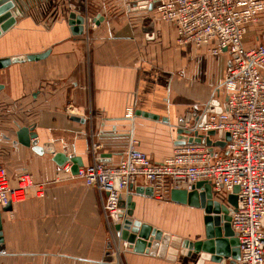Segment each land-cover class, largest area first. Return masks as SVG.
<instances>
[{"label": "crops", "instance_id": "1", "mask_svg": "<svg viewBox=\"0 0 264 264\" xmlns=\"http://www.w3.org/2000/svg\"><path fill=\"white\" fill-rule=\"evenodd\" d=\"M140 1L15 0L14 23L0 34V58L48 52L0 69V166L11 179L27 170L43 190L39 195L29 190L9 210L0 207V264H199L200 252L168 259L124 245L104 215L100 193L67 177L54 159L62 153L79 157L81 165L90 160L87 146L96 123L74 119L69 106L89 105L106 118L103 128L112 135L103 137L101 156L117 163L128 133L159 162L171 155L181 118L195 113L188 122L199 121L196 116L212 100L222 104L227 54L177 45L173 24L157 19L153 9L132 10ZM71 14L84 17L81 34L71 32ZM257 31L253 38L245 35V46L264 38V13ZM127 106L134 109L131 119L124 117ZM23 126L32 127L36 145L54 150L38 153L19 143L16 132ZM131 193L133 218L191 241L205 238L200 208L157 201L135 193V187L123 199ZM169 204L200 213L170 226Z\"/></svg>", "mask_w": 264, "mask_h": 264}, {"label": "built area", "instance_id": "2", "mask_svg": "<svg viewBox=\"0 0 264 264\" xmlns=\"http://www.w3.org/2000/svg\"><path fill=\"white\" fill-rule=\"evenodd\" d=\"M152 9L157 19L174 25L177 45H205L210 54H227L220 112H207L201 126L197 119L185 123L189 135L201 141L175 144L171 155L159 162L140 150L128 133L124 153L117 163H111L100 151L103 137L111 134L103 128L106 118L89 105L69 106V115L96 124L88 140L89 162L78 166L75 173L69 160L60 168L67 177L100 193L104 215L114 225L121 220L119 203L130 186L150 187L152 197L169 199L172 188L189 191L196 182L205 181L213 198L230 208L229 223L239 255L228 264H264V39L248 47L244 44L246 33L264 13V0H156ZM133 112L127 106L124 117L131 119ZM206 138L224 145H207ZM234 186H238L236 206L227 201ZM29 190L39 195L43 184L35 183L27 170L11 179L0 166V207L24 201Z\"/></svg>", "mask_w": 264, "mask_h": 264}, {"label": "water", "instance_id": "3", "mask_svg": "<svg viewBox=\"0 0 264 264\" xmlns=\"http://www.w3.org/2000/svg\"><path fill=\"white\" fill-rule=\"evenodd\" d=\"M152 0H142L136 5L132 6V10L138 8L152 9L154 2ZM15 6V0H0V34L8 29L14 23V17L11 15V10ZM84 23L81 15H70L69 24L71 26V32L73 34H81L83 31L82 24ZM264 39V38H263ZM48 51H44L38 54L12 56L6 58H0V69L8 66L11 63L23 62L27 60H37L46 56ZM211 105L214 107L212 108ZM214 111L220 112L218 101L212 100L210 105L204 110V113L198 121V126H201L205 122L206 113ZM142 115H152L150 113L141 112ZM195 113H187L184 118L178 121L177 138L175 143L182 144L185 142H200L199 137H191L190 129L184 127L185 123L190 120V117ZM76 120L83 121L82 118L77 116L73 117ZM209 134H214V131H209ZM17 141L25 146H31L35 152L42 153L44 150L53 151L54 149H43L41 146L36 145L33 139L36 137L32 127H19L17 132ZM228 138V134L225 135ZM204 142L207 145L213 144L223 146V141H217L211 143L209 138H206ZM54 159L63 164L65 161H71L72 173L76 172L78 166H81L79 157L72 154L64 155L62 153H55ZM132 187V186H130ZM233 193L227 196V201L230 205L236 206L235 193L238 191V186H234ZM135 193L146 194L151 196L152 189L150 187H135ZM133 193L129 194L126 199H122L119 203L118 216L121 221L115 224V229L119 238L128 243L134 251H144L151 255L158 257H166L168 259H174L178 253L200 252L199 264L204 259L221 260L222 257L231 256L233 259L238 258V241L235 237L233 230L229 223L230 208L221 204L215 200L212 195L210 185L205 181H198L192 189L187 191L186 189L172 188L169 192V201L187 205L193 208H200L204 213V236L203 240L191 241L186 238H181L177 235H172L168 232L162 231L148 223L142 222L139 219L132 217V210L134 208V202L132 200ZM124 205L127 209H124ZM10 203H8L3 210H9ZM1 237V225H0V243ZM0 246V251H1Z\"/></svg>", "mask_w": 264, "mask_h": 264}, {"label": "rangeland", "instance_id": "4", "mask_svg": "<svg viewBox=\"0 0 264 264\" xmlns=\"http://www.w3.org/2000/svg\"><path fill=\"white\" fill-rule=\"evenodd\" d=\"M115 1H117V0H114V2ZM257 30H258V24L256 23L252 26L251 29H249V31L247 32L246 35L249 36L250 38H253L256 34L255 32H258ZM101 150H102V148L100 149V151ZM154 199L157 201L168 202V199H157V198H154ZM169 205H170L169 210L168 211L166 210L165 212H166V214H168V217L170 218V222H169L170 226H172L173 221L177 220L178 218H191L192 220H194L195 218L197 219L196 213H200L199 210H195L192 208L176 206L174 204H169ZM200 219L201 218H199L198 221ZM203 222H204V219H203Z\"/></svg>", "mask_w": 264, "mask_h": 264}]
</instances>
